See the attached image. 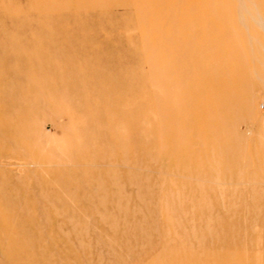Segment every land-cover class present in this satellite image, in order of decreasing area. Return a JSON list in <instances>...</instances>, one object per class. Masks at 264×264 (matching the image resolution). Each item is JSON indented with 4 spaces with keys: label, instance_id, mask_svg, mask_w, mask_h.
Masks as SVG:
<instances>
[{
    "label": "rangeland",
    "instance_id": "374dc122",
    "mask_svg": "<svg viewBox=\"0 0 264 264\" xmlns=\"http://www.w3.org/2000/svg\"><path fill=\"white\" fill-rule=\"evenodd\" d=\"M233 4L0 0V264H264V21Z\"/></svg>",
    "mask_w": 264,
    "mask_h": 264
},
{
    "label": "bare ground",
    "instance_id": "6f19581e",
    "mask_svg": "<svg viewBox=\"0 0 264 264\" xmlns=\"http://www.w3.org/2000/svg\"><path fill=\"white\" fill-rule=\"evenodd\" d=\"M234 9H237L241 13V19L244 21V24L247 26L251 23L256 24L263 23L264 19L258 13L255 14L254 9H258L256 0H233ZM260 25V24H259ZM14 106V105H13Z\"/></svg>",
    "mask_w": 264,
    "mask_h": 264
}]
</instances>
